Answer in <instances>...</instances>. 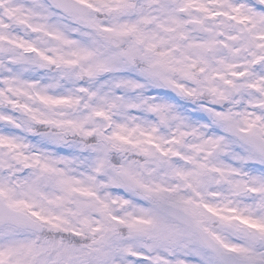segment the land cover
<instances>
[{"label":"snow or ice","instance_id":"obj_1","mask_svg":"<svg viewBox=\"0 0 264 264\" xmlns=\"http://www.w3.org/2000/svg\"><path fill=\"white\" fill-rule=\"evenodd\" d=\"M203 93L247 107L180 111ZM254 96L264 0H0V264H264Z\"/></svg>","mask_w":264,"mask_h":264},{"label":"clouds","instance_id":"obj_2","mask_svg":"<svg viewBox=\"0 0 264 264\" xmlns=\"http://www.w3.org/2000/svg\"><path fill=\"white\" fill-rule=\"evenodd\" d=\"M233 3H235L236 5H246L249 7L255 6L258 3V0H233ZM233 27H238L236 25H233ZM201 33H193L194 37H199L201 36ZM245 54H241V56L243 57ZM217 57L218 58H228V53L226 50L224 49H218L217 50ZM213 66L216 67L215 63H213ZM174 95V94H173ZM248 99H251L252 102H256L258 100L264 99V97H259V96H254V97H249ZM215 97L209 95L208 93H203L201 94L198 99L195 102H191V101H185L183 102L179 107H180V111L188 114V115H192L193 113H195V115L193 116V119H198L201 115V113L196 112V108L201 106V105H205L208 107H213L216 108L217 110H227V109H232L233 111H238V112H242L245 110V108L247 107V103L248 101L245 99H242L241 97L237 96L233 98L232 102L229 103H225V104H221V103H214ZM239 101V102H236ZM252 110V109H249ZM210 127L207 128L205 131V135H225L227 136L231 141H233L232 143V149L236 152H243L244 149L240 146V143L236 140L235 137H231L230 134L225 133L223 131V129L218 125V124H212L210 121ZM163 131H167V130H163ZM51 151L56 152L58 154H68V153H73L75 154L77 157H81L83 154L81 153L79 147L75 144L69 145V146H53L50 147ZM113 158L117 161H119L120 163H130L134 160H139L141 159L140 157H138L136 154L134 153H120V154H113ZM222 160L224 161V163H230V164H236L237 162L232 160L231 156H222ZM255 170L257 173L260 172H264V164H251L249 165V170ZM159 178L161 179H170L169 177H166L165 174L163 172H161L159 174ZM104 181H107V177L103 178ZM112 189H104L101 188L99 191L101 193V195L106 194L108 191H111ZM117 191L125 193L128 198L134 202H138L141 204H147V202L145 201H141L140 198L135 195L134 193H132L131 191H128L124 188H120ZM130 209H120V208H116L115 211L118 214H123V212L125 211H129ZM77 221L73 218L70 219V225L69 226H76ZM47 236L49 237H56L57 239L59 238V234L56 233H45ZM67 235V234H65ZM80 243H83V241H80Z\"/></svg>","mask_w":264,"mask_h":264}]
</instances>
